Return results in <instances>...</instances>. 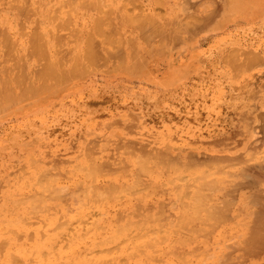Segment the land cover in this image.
<instances>
[{
	"label": "crops",
	"instance_id": "obj_1",
	"mask_svg": "<svg viewBox=\"0 0 264 264\" xmlns=\"http://www.w3.org/2000/svg\"><path fill=\"white\" fill-rule=\"evenodd\" d=\"M97 1L0 0L3 208L9 210L11 201L27 196L14 185L42 174L44 168L71 161L76 153L108 151L106 168L111 161L130 165L133 157L119 154L124 147L138 155L163 152L179 161L193 154L196 162H202L204 154L211 161L245 162L247 153L258 149L260 172L252 175L251 165L245 163L243 171L249 174L242 171L234 183L243 189L237 200L245 201L253 189L258 210L253 223H242L247 225L242 233H248L242 246L258 248V264H264V43L258 50L251 48L252 35L264 40V27L253 32L238 29L231 35L206 31L218 22L224 8L235 3L248 6L249 0ZM237 19L220 21L228 24ZM208 39L232 40L234 46L211 49L207 55L204 41ZM187 40L196 41L197 57L194 63L179 66L183 68L175 83L161 85L139 78L149 73L162 76L167 65L150 58ZM86 48L90 51L84 54ZM229 52H242L249 62H217L215 56ZM252 52L257 63H250ZM204 104L216 105L215 110L203 112ZM251 105L257 110L251 111ZM109 133L115 135L111 144L106 142ZM186 142L193 143V151ZM244 208L241 215L251 216ZM229 209L221 213L228 216L227 222L216 230L205 229V239L203 223L200 237L197 227V248L204 243L218 246L220 233L234 223ZM252 232L258 236L252 239Z\"/></svg>",
	"mask_w": 264,
	"mask_h": 264
},
{
	"label": "rangeland",
	"instance_id": "obj_2",
	"mask_svg": "<svg viewBox=\"0 0 264 264\" xmlns=\"http://www.w3.org/2000/svg\"><path fill=\"white\" fill-rule=\"evenodd\" d=\"M239 18L243 19L245 21V23H243V21L239 20ZM231 19H237V20L232 21V22H230L228 24H226L225 22L222 23L220 21V20L228 21V20H231ZM246 19H249V20H246ZM252 20H254V21H252ZM191 26H193V25H191ZM255 27L256 28L264 27V0H249L248 6H242V4L235 3V5H231L229 8H226V9L224 8V10L221 12V14H220V16L218 18V22L216 24H214L212 27H209L206 31L207 32H211V31L218 32L219 31V32L226 33L225 35H231L232 32H234L235 30H238V29H241V30L242 29H245V30H249L250 29L253 32V28H255ZM257 31L258 30H256L255 32H257ZM262 43H264V40L259 39L258 35H256V34L252 35V39H251V48L252 49L258 50L259 48H261V44ZM233 46L234 45H232V40H226V39H223V40H211V39H208V40L204 41V47L208 48L207 49V55L210 54L211 49H215V51H216V50L221 49V48H225L226 49V48L233 47ZM197 49H198V47L196 45V41L187 40V41H184L183 43H181L180 45H178L175 49H171L166 54H156L155 56L150 58V62L166 64L168 70L164 71L162 76H158V74L157 75H152L151 73H149V74L141 75V76H139V78L142 79V80L155 81L156 83L161 84V85L175 83V80H177L178 76L180 75L179 68H181V69L183 68V67H179V66H184V65H189L191 63H194V59L197 57V53H198ZM183 53H186V55H184ZM223 53H226V52L224 51ZM256 57H257V55H253V52H252V54L250 56V59H251L250 63L251 64L258 62V57L257 58ZM215 58H216V60H218L217 62H221L222 61V62L231 63V64H242L244 62H249L248 61L249 57H244L242 55V52H229L225 56H219V57L215 56ZM244 58H245V61H244ZM208 62H211V61H208ZM196 65H198V64H196ZM215 106L214 105H206V104H204L203 107H202V111L206 112V113L213 112L215 110V108H214ZM220 107H221V105H219V110L221 109ZM250 110L251 111H256L257 109L254 107V105H251V109ZM254 122H257V121H254ZM255 136H257V133H255ZM114 137H115V135H113V133L107 134L106 138H108V140L106 142L109 143V138L111 139V138H114ZM189 138H194V136L190 135ZM255 143H258L257 140H256ZM186 144L188 145L187 146L188 150H191V151L194 150V147H191V146H193V143L186 142ZM119 154L122 155V157H124V158L129 157V156L133 157L132 160L130 161V165L129 166L126 165V162L124 160L121 161L120 163L119 162L115 163L114 161L110 160L112 162V164L108 165L105 168L104 164L106 163V158L108 156V151H99L97 153H79V154L76 153L75 155H73V157L70 158L71 161L62 162L61 164H58L56 166H50V167L44 168L43 172H42V175H39V174H37L36 176L33 175L32 178L27 176L26 177V180H27L26 183H22L20 185L19 184L14 185L17 192L18 191L19 192H25L27 194V196H23L24 198H22V199H16L14 201H11L12 204H11L9 210H8V208H3L2 201H0V251H1L0 264H18L20 259H21L20 262H19L20 264H24V262L27 263V264H35V263L40 264L41 262H42V264L43 263H45V264H48V263L49 264H61L60 261H64L62 264H71L72 262H73L72 264H81V263H83V264H86V263L89 264L90 263L91 264V262H92V264H94V263L95 264H98V263L100 264V262L96 263V260L99 261V259H100V261H104V259L102 260V258H107V257L111 258L110 259V264H115L116 261H119L121 259L124 260V261L127 259L126 262H128L130 260L128 263L122 261L124 264H139V263L140 264H171V263L172 264H175V263L177 264V259H179L178 260L179 264H191V263L192 264H258L259 260L257 259L256 255L258 254V250L259 249L256 248V247H243L242 246L244 244V241L246 240V238H244V236L245 237L248 236L247 232H245V233L243 232L242 233V230H241L242 227L247 228V225L243 226L242 223H244L245 221H247V223L249 221H250V223H253L254 219H255L253 213L258 210L257 208L254 207L255 203H254V198H253V189H252V193L250 195L249 194L246 195L245 201L243 199L237 200L235 198L236 195H238V197L242 198V195L240 193L242 192L243 189H242V185L241 184L234 183L236 181V177H238L239 175H242V171H243L242 168H243V165L245 163L251 165V169H252L251 172L252 173H254V171L255 172L259 171L257 168H259V164H260L259 162L261 160V153H260V151L258 149L255 150V151H251V152L247 153L246 157H248V159H246L245 162H243V160L236 161V159H229L228 158L226 160L225 159H222V160L221 159H216L215 161L218 160L220 162H218V161L215 162L214 161L215 162L214 163V162L211 161L210 157H206L205 154L203 155V160H202L201 163H200V160L197 161V162L195 161V156L193 154H190L186 158V160L184 159L183 161H179L178 158H174V157H172V156H170V155H168L166 153H163V152H154V153L153 152H149V153H144L143 155L142 154L138 155L136 152L132 151L129 147L122 148ZM262 155L264 156V147H263V154ZM138 156H140V157H138ZM163 156H164V158H163ZM135 157H136V161H135ZM139 158H141L143 161L141 160L142 162H140ZM137 159H138L139 163H137ZM144 160L146 162L147 161L148 162L145 163ZM221 161H223V163ZM256 161H257V163H255ZM141 163H142V166H141ZM93 164H94V166L89 167V165H93ZM189 164H190V166H189ZM144 165H146L145 167H147L148 171H146ZM171 165H173V166L171 167ZM232 165H233V167H232ZM254 165L256 166V168H255ZM185 166H186V168H185ZM83 167H84V169H83ZM93 167H97V171ZM125 167H127V168H125ZM240 167H241V169L238 170ZM79 168H80V170H79ZM88 168H91L90 171H92V174H91V172L89 171ZM143 168H144V170H143ZM217 168H220V169L217 170ZM141 169L144 171L143 174H142L143 171L141 172ZM205 170L207 171V173L209 175L208 174H207V176L205 175L206 174ZM88 171L90 173H88ZM201 171H202V173H201ZM93 172H94L95 176H94ZM104 172H106V173H104ZM109 172H111V173L109 174ZM204 172H205V174H204ZM44 173H46V175ZM103 173H104V175L102 177L101 175ZM89 174H91L94 177L90 176ZM119 174H121L120 177H119ZM202 174H203V176L204 175L206 176V177H204L205 180L212 179L214 177L212 180H210V181L208 180L207 181L208 183L211 182L208 186H206L207 184L204 182L205 180L203 181V177H200V175H202ZM86 175H89L90 177H88ZM196 175H197L198 178L199 177L200 178L197 180L198 182L197 181L193 182L192 177H195ZM39 176H42L44 178H40ZM45 176H46V179H45ZM176 176L181 177V179L178 177V179H179L178 180ZM134 177H139V178H136V180H134L135 179ZM92 178H94V179L91 180ZM98 178H99V180H98ZM184 178L186 179V181L189 178L188 179L189 182L188 181L187 182L188 183L192 182L193 184H191V186H189V184L185 181ZM52 179H54V180H52ZM138 180H140V184H141V182L142 183L144 182V183L140 185ZM104 181H106V182H104ZM128 181L129 182L131 181V182L129 183ZM200 181H202V184L204 182L205 183L204 185L206 187H204V185H202V184H199ZM80 182H82V183L80 184ZM92 182H93V184H91ZM100 182H102V183H100ZM133 182L137 183L135 185V187L133 186ZM46 183H47V185H46ZM75 183L78 184V186ZM185 183H187L188 186H189L188 187L189 189H187L186 192H185V190H183L184 188H187V186L186 187L184 186V185H186ZM48 184H50V185H48ZM194 184L197 187L194 186ZM90 185H92L94 188H95V186H98V187H101V188L98 189V187H96V189H94ZM108 185L109 186L111 185L110 188H112V189H109ZM126 185H128V186L130 185L129 187H132V189H130V190L128 189L126 191L124 190L125 193L130 194V191H131V193L134 192L133 194L129 195L131 197V199H130V197H126V196H128V194L124 195V191L122 192V188L126 189ZM42 186H44V187H42ZM47 186L49 187L48 190H49L50 193H48V191H46L47 190ZM51 186H52V188H51ZM85 186L86 187L88 186L89 188H93V189L86 188ZM114 186L116 188L118 187L117 190H116V188ZM121 186H122V188H121ZM145 186L147 187V189L138 190L139 188H142V187H145ZM201 186L203 188H201ZM63 188H65L64 190H66V191L63 192V194H62V191H64V190H62ZM104 188H107L106 190L109 193L111 192L110 196L108 195L109 193H107ZM135 188H136V190H135ZM80 189L81 190L82 189L83 190L86 189V193H87L86 195L87 196L84 195L85 197L83 198V196H82L83 195V190H82V192H80L81 191ZM103 189L105 190V192H103ZM113 189H114V191H116L115 193H113V191H112ZM119 189H121L120 192H118ZM58 190H60V192H58ZM77 190L78 191L80 190L79 191L80 193L76 192ZM87 190H91V192H92V190H94V192H92V194H91V192L90 191L87 192ZM194 190L195 191L198 190L200 193L198 191L194 192ZM55 191H57L58 193H56ZM99 191L102 194V195L100 194L101 196H103V194L106 193V195L109 196L110 200L106 196H103L104 199H102V200L100 199L101 197H99V199L97 198L98 195H97V197H95V195L97 194L96 192H99ZM183 191L185 193H187V191L189 192L188 193L189 195H186L185 198H184V194L185 193ZM182 192L184 194H182ZM73 193H75V194H73ZM81 193H82V195H81ZM194 193H196L195 197H194ZM54 194H56V195H54ZM60 194H62V196H60ZM66 194H67L68 197L66 196ZM70 194L72 195V197L70 196ZM77 194L81 195L82 198H81V196L78 197ZM116 194H118V195H117V197H115V200L111 201V200L114 199L113 196H115ZM39 195H40V198H39ZM48 195L51 196V197H49ZM90 195L93 196V197L91 198ZM181 195H183V197ZM199 195L201 196L200 198L198 197ZM32 196L34 197V199H33ZM52 196H57V197L60 196V199L59 198L57 199V198L52 197ZM119 196L121 197V199H120ZM190 196H192L194 199L192 197H191L192 198L191 199ZM35 197H36V199H35ZM62 197H65L66 199L69 198V199L66 200L65 198H62ZM196 197H198V198H196ZM71 198H73L74 200H72ZM80 198H81V200H80ZM85 198H88V199L85 200ZM75 199H79L81 202H83V204L81 202H80L81 203L80 204L79 200H75ZM92 199H94V200H92ZM198 199L202 200L203 203H202V201H200L201 203H199ZM61 200L64 203L63 205L64 206L66 205L65 207H67V209L69 208L68 210H65L66 208H64V207L62 209L63 205H61L62 204ZM106 200H107V203H106ZM74 201H76V202L74 203ZM179 201L181 203H183V204H181ZM184 201L186 202V206H185V202ZM115 202H116V205H115ZM119 202L120 203L122 202L121 206H120ZM204 202L205 203L207 202V203L205 204ZM72 203H74V204H72ZM189 203H190V205H188ZM135 204H137V207H135ZM192 204H194V206L197 207V208L199 206V209H197V208L195 209V207ZM199 204H201V205L204 204V205H202L204 207H201ZM54 205H57V206H54ZM73 205H74V207L75 206H77V207L74 208ZM89 205H90V208L87 211V207ZM117 205H118V207L116 208ZM243 205L245 206L244 209L246 210L247 214L250 212L251 216L249 214H248L249 216H245V217L241 215L242 211H243V209H242ZM47 206H49V207L47 208ZM52 206H54V207H52ZM44 207H45V209H44ZM192 208H193V210H192ZM227 208H230L229 209L230 213L234 214V217H233L234 223H232V225L230 226L229 231L220 233V235H219L220 242L218 243V246L217 245H213V247H210V246L207 247V246H205V243H204V246H203L202 249L200 247L197 248L196 247V241H195V239H196V227L199 225V237H200V225H201V223H203L204 239H205V229H208L210 231L211 228H214L216 230V227L218 226V224L227 222L228 216L221 214V213L228 212ZM38 209H40V210H38ZM43 209H44L45 212L43 211ZM77 209L80 212L81 217L79 216V212L76 211ZM93 209H94L95 212L93 211ZM104 209H105V211H101V210H104ZM60 210L63 211V212H61ZM74 210L76 211V213L73 212ZM161 210L163 212H161ZM89 211L92 214L91 215L89 213L92 217H95V215L97 216L99 214L98 215L99 217L98 218L96 217L97 218L96 219V224L99 223V224L102 225V227L104 225V227H103L104 231L102 230L103 229L102 227L100 228V226L98 227V229L101 230V232L99 230H96L98 224L96 226L95 222H94L93 226H90L93 223L90 224L89 222H93L92 220H94V218L92 220L89 219L91 221H88V218H90V217L87 218L88 215H86V214ZM97 211H98V213H97ZM159 211L161 212V216H160V212ZM195 211L196 212L198 211L197 214L195 213ZM51 212H53V213H51ZM82 212H84V213L87 212V213H85V215H84ZM116 212L120 213V215H117ZM155 212H157V213L155 214ZM37 213L40 214V215L42 213L43 215L40 216ZM95 213H97V214H95ZM101 213H102V215L104 214L103 217H102ZM111 213H113V214H111ZM93 214H95V215H93ZM148 214H150V215L148 216ZM113 215H115V216H113ZM155 215L157 217L160 216L158 218H160L161 220L158 219V218L156 219ZM197 215L199 217H197ZM51 216H53L54 219L51 218ZM78 216L82 219V221H81L80 218L78 219L79 221H76L77 220L76 218ZM108 216H110V217L113 216L112 218H114V221H113L112 218L107 219ZM116 216L118 218H116ZM31 217H33V219ZM70 217L72 219H70ZM145 217H146V219H145ZM230 217H232V216H229V218ZM143 218H144V220H143ZM148 218H149V221H148ZM154 218H155V221H153ZM179 218H180V220H179ZM45 219H47V220H45ZM63 219H65L64 221H66L65 222L66 226H65V223L63 224V223L60 222V225L59 224L56 225V226H59L60 228L59 227L56 228L55 224H57L59 221L64 222ZM103 219H104V221H103ZM126 219L129 220V221H127ZM22 220H23V222L24 221L25 222L28 221V223H23ZM70 220L72 221V223L70 222ZM83 220L85 221L86 224L88 222V224L86 225ZM136 220L140 221V222L138 221V223H140L139 225L138 224H133ZM177 220H178V223L176 222ZM188 220L190 222H188ZM196 220H198V222ZM111 221H112V223H111ZM180 221L182 222L181 224L183 225V227H181ZM51 222H54V223L52 224ZM79 222L81 223V225L78 224ZM109 222H110L111 226H110ZM125 222L126 223L129 222V223H127L125 225ZM195 222H196V226H195ZM67 223H68V225H67ZM69 223H71V224H69ZM105 223L108 226L105 225ZM135 223H137V221ZM158 223H159V225H158ZM175 223H177V224H175ZM36 224H38V225L40 224V225L37 226ZM112 224H113V226H112ZM118 224L119 225L121 224L122 226L125 225V226H123V228L121 226H119L118 227L119 229L117 228L118 232H116L115 231L116 230L115 229L116 228L115 225H118ZM165 224H166V226H165ZM26 225H27V227L24 228L23 226H26ZM69 225H71V226H69ZM82 225H84L83 226L84 229L82 228ZM141 225H142V227L144 226L143 228L145 229V231L147 233L144 230L141 231V229H142ZM160 225H163V226H160ZM67 226L70 227V229ZM75 226H76V228H75ZM79 226H81L80 229H78ZM86 226H88V227H86ZM184 226H186L187 228L192 227L195 230H192L193 231L192 232L189 229L191 231V232H189L187 229L185 230L186 227L184 228ZM53 227L55 228V230L53 229ZM106 227H109V230ZM111 227H114V228H111ZM120 227L122 229H120ZM126 227H128V228L130 227V228L128 229ZM151 227H152V229H150ZM65 228L69 229L67 231L65 230L66 233L64 232ZM87 228H89V229L87 230ZM124 228L129 230L128 231V236L131 233L130 234L131 238H132V235L134 234V232L136 233L137 228L139 230L137 232L138 236H139V234L141 232L144 233V234L145 233L148 234V236L145 234L144 237L136 238L137 237L136 236L135 238L133 237L132 239H129L130 236L128 237L127 235L126 236L124 235V233L127 234V232H126L127 230L125 231ZM153 228H155V229L156 228L157 229H161V228L162 229H166L167 233L169 232V234H167V236H165L166 235V233H165L166 231H163V233H162L161 230H160L161 233L159 231H156L157 232L156 233V232H154ZM172 228H173V230L175 229L174 232L177 231L176 232L177 234L174 235V232L172 233ZM106 229H107V232L105 231ZM132 229H134L135 231L132 230ZM176 229H178V230H176ZM179 230H181V232H184L186 234L188 233L187 236H185L186 234L183 233L184 234L183 235L181 233V235L184 236V237L181 238L180 237L181 235H179L180 234ZM84 231H86L85 234H84ZM81 232L84 235H80ZM152 232H154V234H151ZM7 233H8V235H7ZM86 233H87V235H89V234L90 235L87 236ZM116 233H119L117 237L114 235ZM170 233H172V234H170ZM41 234H42L43 237L41 236ZM163 234H164L163 238L166 237L165 239L161 238V236H160V235H163ZM189 234H191L192 236L190 235L191 237H189ZM208 234H210V232H208ZM112 235H114V236H112ZM135 235L136 234H134L133 236H135ZM140 235L143 236L142 234H140ZM153 235L155 236V240H154V237H152ZM171 235H173V236H171ZM69 236L70 237L73 236V237L69 238ZM81 236L84 237V238H81ZM91 236H93L95 238H92ZM107 236L109 237V239L106 238V240H104L105 237H107ZM149 236L152 238V240L150 239ZM175 236H177L179 240H176L177 237H175ZM251 236H252V239H253L254 236L255 237L258 236V233H253L252 232ZM45 237L47 238L46 240H45ZM57 237H59V238H57ZM148 237H149V239L152 242L154 241V243H153L154 246L153 247L144 245L145 244L144 242H146L144 240H146V239L148 241L147 243L150 245V243H149L150 240H148ZM158 237H159V239H158ZM174 237H175V242H174ZM88 238H90V240ZM110 238H112V239H110ZM117 238H119V239H117ZM121 238H122V240L123 239L126 240V242L127 241L129 242L130 240L131 241L129 242V244H128V242L126 243L125 241H123L122 244L123 243L124 244L122 245V244H120ZM180 238H181V240L183 239V243L184 244L181 242ZM185 238H187L189 240H186ZM11 239H12L13 242L11 241ZM13 239L17 240L15 242H19V243H15ZM67 239H71L72 241L71 240L68 241ZM77 239L80 240V241H78ZM83 239H85L86 241H84ZM160 239H163V240L161 241ZM171 239H173L172 242L170 241ZM22 240H25V241H22ZM31 240H33V241L29 242ZM100 240H103L102 243H101ZM132 240H134L133 245H132ZM184 240H186V241L184 242ZM21 241L23 243H21ZM46 241H47V243H46ZM54 241H55V243H54ZM57 241H59V242H57ZM62 241H64V242H62ZM65 241H66V244H65ZM70 241L72 243H68ZM96 241L97 242L100 241V243L94 244V243H96ZM155 241H158V242H155ZM178 241L181 242V243H179ZM27 242H28L29 245H27ZM59 243H60V245H59ZM61 243H62V245H61ZM63 243L65 244V247H62V246H64ZM142 243H143L144 246H140V245H142ZM3 244H4V247H3ZM10 244H11V246H10ZM17 244L19 246L21 245V247L17 246ZM30 244H33V245H30ZM73 244L77 245L76 247H77L78 250H76V248L74 247L75 245H73ZM83 244H85V245H83ZM115 244L116 245L119 244V245L116 246ZM127 244L129 246V248H127V246H126ZM100 245H102V246H100ZM112 245H115L116 247L114 246L115 248H113ZM177 245H178V247H177ZM228 245H229V247H228ZM7 246H9L11 248H9ZM39 246H41V247H39ZM53 246H55V247L53 248ZM66 246L69 247V249H66L67 248ZM85 246H87V247H85ZM95 246H96V248H95ZM109 246H111L112 249L110 247V250L109 251L106 250V252H105L104 248L107 249V247H109ZM155 246H157V247H155ZM159 246H160V248H159ZM59 247L65 253L63 251H61V249ZM83 247L86 248V249H83L84 253H83V251H81ZM135 247H136V250H135ZM143 247H144V249H143ZM174 247H176V249ZM191 247H193V248H191ZM7 248H9V252L7 251ZM26 248H29V249L26 250ZM42 248H43V250H42ZM74 248H75V250L72 252L71 250L74 249ZM97 248H98V252H96ZM121 248H122L123 251L121 250ZM124 248H126L127 251H124V250H126ZM137 248H142L144 253L142 251L140 252L139 250H137ZM170 248H172L171 250H174V249L175 250L172 251V252H168L167 254L165 253V257H164V255H163L164 253L163 252H166L168 250L171 251ZM183 248H186V249H184V252H182ZM190 248H191V250L193 249V252L197 251V254H195L196 252L193 253L196 256L192 254V251L189 250ZM195 248H197L198 250L195 249ZM24 249H25V251H24ZM33 249H34V251H32ZM65 249L69 251V254H68V251H66ZM100 249L103 250V251L100 252ZM158 249H160V250H158ZM161 249H162V253H161ZM20 250H21V253H18ZM94 250H96V251H94ZM114 250L117 251L118 253L115 254L116 252H114ZM152 250H157V251H155L156 253H151L152 254L151 255L150 252H152ZM5 251L8 252V253H6ZM133 251H136L134 253H137V254L140 253V254H138L136 256V254L134 255V253H131ZM178 251L180 253V254L178 253L179 258H173L174 255L175 256L177 255L176 252H178ZM10 252H12V254L15 255V257H18L19 260L14 257V260L17 259V261H15V262L10 261ZM35 252H37V254H35ZM48 252H49V254H47ZM174 252L176 254L173 255ZM55 253H57V254H55ZM81 253L84 254V255L81 256ZM88 253H93V255H91V254L88 255ZM113 253L116 256L113 255ZM128 253H131V256H129ZM147 253H149V254H147ZM54 254H55V256H53ZM64 254L65 255L67 254L66 255L67 258H65L66 256ZM73 254H75V255H73ZM96 254H98L99 257H98V255L95 257ZM101 254L104 257H102ZM104 254H106V256ZM141 254H142V257H140ZM143 254L149 255V257H151V258H147V256L143 255ZM153 254H154V256L157 255V256H155V258H161L162 261L160 259H159V261L157 259L154 261V259H152V258H154ZM47 255H49L51 258L49 256H47ZM70 255H71V257H70ZM77 255H79V256H77ZM183 255H185L186 260H188V261L185 260L187 263L186 262H182L183 260L180 261L181 260L180 256L183 258ZM27 256L29 258L31 257V259H29ZM122 257H124V258H122ZM171 257H172V259L170 260ZM253 257H256V258H253ZM77 258H78V260H77ZM87 258H89V259H87ZM114 258L116 259L115 263L112 262L113 261L112 259H114ZM189 258H190V261H189ZM11 259L13 260L12 257H11ZM56 259H57V261H55ZM82 259H83V262H81ZM84 259L85 260L87 259L88 261L86 260V262L84 263V261H85ZM2 260H3V262H2ZM51 260L53 262H51ZM108 260H107V262H108ZM131 260H133V261L131 262ZM168 260H170V261H168ZM21 261H22V263H21ZM67 261L68 262L72 261V262L68 263ZM174 261H175V263H174ZM122 262H117L116 264H118V263L121 264ZM162 262H164V263H162Z\"/></svg>",
	"mask_w": 264,
	"mask_h": 264
},
{
	"label": "bare ground",
	"instance_id": "obj_3",
	"mask_svg": "<svg viewBox=\"0 0 264 264\" xmlns=\"http://www.w3.org/2000/svg\"><path fill=\"white\" fill-rule=\"evenodd\" d=\"M65 1H66V0H65ZM98 1H99V0H98ZM98 1H97V2H98ZM100 1H101V0H100ZM100 1H99V2H100ZM83 2H84V0H83ZM83 2H81V4H82ZM262 3H263V2H262ZM69 4H70V3H69ZM101 4H102V2H101ZM83 5H84V4H83ZM85 5H86V4H85ZM104 5H105V4H104ZM83 7H84V6H83ZM109 7H110V6H109ZM258 7H259V6H258ZM98 8H99V4H98ZM111 9H112V8H111ZM111 9H109V10H111ZM73 11H74V10H73ZM262 11H263V10H262ZM49 12H50V11H49ZM66 12H67V10H66ZM110 12H111V11H110ZM258 12H259V11H258ZM99 13H100V12H99ZM257 14H258V13H257ZM53 15H54V14H53ZM67 15H68V14H67ZM258 15H259V14H258ZM189 16H190V15H189ZM185 17H186V16H185ZM257 17H258V16H257ZM260 17H261V16H260ZM68 18H69V17H68ZM96 18H97V17H96ZM66 19H67V18H66ZM97 19H99V18H97ZM250 19H251V18H250ZM254 19H255V18H254ZM34 20H35V19H34ZM246 20H249V19H246ZM36 21H37V20H36ZM67 21H68V20H67ZM182 21H184V20H182ZM252 21H254V20H252ZM260 21H261V20H260ZM57 22H58V21H57ZM249 22H250V21H249ZM62 23L64 24V22H62ZM99 23H100V22H99ZM184 23H185V22H184ZM251 23H252V22H251ZM66 24H68V23L66 22ZM186 24H187V23H186ZM189 24H190V22H189ZM98 25H99V24H98ZM101 25H102V24H101ZM190 25H191V24H190ZM65 26H67V25H65ZM99 26H100V25H99ZM177 28H178V27H177ZM71 29H72V28H71ZM100 29H101V27H100ZM76 31H77V30H76ZM76 31H75V34H76ZM96 31H97V30H96ZM99 32H100V30H99ZM97 33H98V31H97ZM73 34H74V33H73ZM75 34H74V35H75ZM88 34H89V33H88ZM30 35H31V34H30ZM90 35H91V33H90ZM55 36H56V34H55ZM36 37H37V36H35V40H36ZM74 37H75V36H74ZM33 38H34V37H33ZM86 38H87V37H86ZM90 38L92 39V37H90ZM90 38H89V39H90ZM91 39H90V40H91ZM94 39H95V37H94ZM92 40H93V39H92ZM92 40H91V42L88 40L89 43H90V46H91V44H92ZM85 41H86V39H85ZM97 41H98V40H97ZM40 43H41V42H40ZM34 44H35V43H34ZM37 44H38V43H37ZM96 44H97V43H96ZM40 45H41V44H40ZM40 45H39V46H40ZM37 46H38V45H37ZM33 47H35V46H33ZM91 47H92V46H91ZM91 47H90V48H91ZM38 48H39V47H38ZM88 48H89V47H88ZM90 48H89V49H90ZM92 48H93V47H92ZM92 48H91V49H92ZM40 49H42V48H40ZM40 49H39V50H40ZM43 49H44V48H43ZM89 49L86 48V51H84V54H85L86 52H88L87 50H89ZM31 50H32V49H31ZM34 51H35V50H34ZM41 51H42V50H41ZM89 51H90V50H89ZM92 51L94 52V50H92ZM92 51H91V52H92ZM36 53H37V52H36ZM90 54H92V53H90ZM114 54H115V53H114ZM41 55H42V54H41ZM83 56H84V55H83ZM94 56H95V55H94ZM42 57H44V56L42 55ZM86 57H88V59H90V60H91L92 58L94 59L93 56H92V58H89V56H87V54H86ZM86 57H84V59H85ZM100 57H101V56H100ZM86 59H87V58H86ZM93 59H92V60H93ZM73 61H74V60H73ZM87 61H88V60H87ZM89 62H91V61H89ZM89 62H88V63H89ZM74 63H75V61L73 62V64H74ZM92 63L94 64V62H92ZM92 63H91V64H92ZM58 64H59V63H58ZM73 64H72V65H73ZM75 64H76V63H75ZM75 64L73 65L74 67H76ZM59 65H62V64L60 63ZM44 66H45V65H44ZM82 66H83V65H82ZM41 69H43V68H40V72H41ZM44 69H45V68H44ZM52 69H53V68H52ZM61 69H62V68H61ZM73 69H74V68H73ZM73 69H72V70H73ZM48 70H50V69H48ZM74 70H75V69H74ZM51 72H52V71H51ZM52 74H54V73H52ZM52 74H51V75H52ZM260 139H261V138H260ZM261 142H262V141H261ZM109 143H111V142H110V138H109ZM256 144H257V143H256ZM260 145H261V144H260ZM165 152H166V151H165ZM251 155H252V154H251ZM141 156H142V155H141ZM253 156H254V155H253ZM138 157H140V156H138ZM158 157H159V156H158ZM160 157H161V156H160ZM251 157H252V156H251ZM251 157H250V158H251ZM163 158H164V156H163ZM139 159H140V162L143 161L141 158H139ZM144 159H145V158H144ZM247 159H248V157H247ZM251 159H252V158H251ZM141 160H142V161H141ZM163 160H164V159H163ZM170 160H171V159H170ZM204 160H205V159H204ZM208 160H209V159H208ZM221 160H222V159H221ZM225 160H226V159H225ZM135 161H136V157H135ZM144 161H145V160H144ZM160 161H161V160H160ZM176 161H177V160H176ZM217 161H218V160H217ZM217 161H215V162H217ZM245 161H246V159H245ZM258 161H259V160H258ZM260 161H261V160H260ZM147 162H148V161H147ZM147 162L145 161V163H147ZM170 162H171V161H170ZM177 162H178V161H177ZM212 162H214V161H212ZM215 162H214V163H215ZM218 162H220V161H218ZM221 162L223 163V161H221ZM229 162H230V161H229ZM232 162H233V161H232ZM137 163H139V162H138V159H137ZM187 163H188V162H187ZM187 163H186V164H187ZM194 163H195V162H194ZM200 163H201V162H200ZM255 163H257V161H256ZM90 164H91V163H90ZM175 164H176V163H175ZM230 164H231V163H230ZM233 164H234V163H233ZM258 164H259V163H258ZM258 164H257V165H258ZM137 165H138V164H137ZM205 165H206V164H205ZM208 165H209V164H208ZM221 165H222V164H221ZM223 165H224V164H223ZM228 165H229V164H228ZM259 165H260V164H259ZM92 166H94V164H93V165H89V167H92ZM141 166H142V163H141ZM145 166H146V165H144V167H145ZM172 166H173V165H171V167H172ZM189 166H190V164H189ZM217 166H218V165H217ZM254 166H255V165H254ZM192 167H193V166H192ZM219 167H220V166H219ZM229 167H230V166H229ZM232 167H233V165H232ZM93 168L97 171V167H93ZM125 168H127V167H125ZM139 168H140V167H139ZM148 168H149V167H148ZM185 168H186V166H185ZM255 168H256V166H255ZM83 169H84V167H83ZM88 169H89V171L91 170V168H88ZM137 169H138V168H137ZM145 169H146V171H148V170H147V167H145ZM218 169H220V168H217V170H218ZM240 169H241V167H240L238 170H240ZM242 169H243V168H242ZM257 169L259 170V168H257ZM79 170H80V168H79ZM139 170H140V169H139ZM143 170H144V168H143ZM143 170L141 169V172H142ZM244 170H245V169H244ZM251 170H252V169H251ZM83 171H84V170H83ZM89 171H88V173L91 172V174H92V171H90V172H89ZM219 171H220V170H219ZM223 171H224V170H223ZM85 172H86V171H85ZM125 172H126V171H125ZM151 172H152V171H151ZM205 172H206V174H205ZM205 172H204V174L207 176L208 173H207L206 170H205ZM214 172H215V171H214ZM243 172H244V174L248 173V172L245 173V171H243ZM259 172H260V171H259ZM95 173H96V172H95ZM104 173H106V172H104ZM104 173L101 175L102 177H103ZM110 173H111V172H109V174H110ZM143 173H144V171L142 172V174H143ZM146 173H147V172H146ZM201 173H202V171H201ZM211 173H212V172H211ZM211 173H210V174H211ZM217 173H218V172H217ZM44 174L46 175V173H44ZM44 174H43V175H44ZM86 174H87V173H86ZM91 174H89V175L92 176ZM93 174H94V172H93ZM115 174H116V173H115ZM125 174H126V173H125ZM248 174H249V173H248ZM252 174L254 175V173H252ZM39 175H42V174H39ZM51 175H52V174H51ZM89 175H86V176L90 177ZM99 175H100V174H99ZM116 175H117V174H116ZM120 175H121V174H119V177H120ZM126 175H127V174H126ZM145 175H146V174H145ZM205 175H204V176H203V174L200 175V177H203V181L205 180V178H204V177H206ZM208 175H209V174H208ZM94 176H95V174H94ZM94 176H92V177H94ZM111 176H112V175H111ZM135 176H136V175H135ZM184 176H185V175H184ZM247 176H248V175H247ZM53 177H54V176H53ZM56 177H57V176H56ZM102 177H101V178H102ZM119 177H118V178H119ZM121 177H122V176H121ZM124 177H125V176H124ZM129 177H130V176H129ZM158 177H159V176H158ZM176 177H177V179H178L179 176H176ZM200 177H199V178H200ZM258 177H259V176H258ZM40 178H44V177L40 176ZM47 178H48V177H47ZM57 178H58V177H57ZM122 178H123V177H122ZM122 178H121V179H122ZM134 178H135L134 180H136V178H139V177H134ZM140 178H141V177H140ZM179 178L181 179V177H179ZM182 178H183V177H182ZM195 178H196V179H195ZM199 178L197 177V175H196L195 177H192L193 182H194V181L196 182ZM211 178H212V177H211ZM213 178H214V177H213ZM213 178H212V179H213ZM259 178H261V177H259ZM45 179H46V176H45ZM48 179H49V178H48ZM55 179H56V178H55ZM85 179H86V178H85ZM93 179H94V178H92L91 180H93ZM107 179H108V178H107ZM121 179H120V180H121ZM172 179H173V178H172ZM184 179H185V178H184ZM188 179H189V178H188ZM188 179H187V181H188ZM212 179H207V180L204 181V182L207 184L206 186H208V185L211 183V182L208 183L207 181H208V180L210 181V180H212ZM41 180H42V179H41ZM52 180H54V179H52ZM88 180H89V179H88ZM98 180H99V178H98ZM100 180H101V179H100ZM134 180H133V181H134ZM140 180H141V179H140ZM140 180H138L139 184H140ZM143 180H144V179H143ZM158 180H159V179H158ZM178 180H179V179H178ZM59 181H60V180H59ZM141 181H142V180H141ZM185 181H186V179H185ZM187 181H186V182H187ZM37 182H38V181H37ZM40 182H41V181H40ZM82 182H83V181H82ZM82 182H80V184H81ZM84 182H85V181H84ZM93 182H94V181H93ZM93 182H92L91 184H93ZM104 182H106V181H104ZM125 182H126V181H125ZM128 182H129V181H128ZM130 182H131V181H130ZM130 182H129V183H130ZM188 182H189V181H188ZM188 182H187V183H188ZM197 182H198V181H197ZM200 182H201V183H200ZM200 182H199V184H202V181H200ZM204 182H203L202 185L205 184ZM212 182H213V181H212ZM38 183H39V182H38ZM53 183H54V182H53ZM89 183H90V182H89ZM100 183H102V182H100ZM143 183H144V182H143ZM143 183L141 182V184H143ZM187 183H185L186 185H184L185 187L187 186V188H184V189H183V190H185V192H186L187 189H189L188 187L191 186V184H193L192 182H191V183H188V184H189V186H188ZM75 184H76V183H75ZM136 184H137V183H134V182H133V186H134V187H135ZM141 184H140V185H141ZM147 184H148V183H147ZM46 185H47V183H46ZM48 185H50V184H48ZM76 185L78 186V184H76ZM94 185H95V184H94ZM111 185H112V184H111ZM111 185H110V186H111ZM113 185H114V184H113ZM44 186H45V185H44ZM44 186H42V187H44ZM90 186H92V185H90ZM108 186H109V185H108ZM110 186H109V189H112V188H110ZM129 186H130V185H129ZM129 186L126 185V189H123L122 186H121V188H122V192H123L124 190L126 191V190H128V189H129V190L132 189V187H129ZM131 186H132V185H131ZM137 186H138V185H137ZM194 186H196V185L194 184ZM206 186L204 185V187H206ZM55 187H56V186H55ZM63 187H64V186H63ZM85 187H86V186H85ZM85 187H84V188H85ZM92 187H93V186H92ZM96 187H98V186H95V188H94V187H93V188L96 189ZM114 187H115V186H114ZM114 187H113V188H114ZM128 187H129V188H128ZM196 187H197V186H196ZM48 188H49V187L47 186V190H46L45 188H44V189H45L46 191H48V193H50L49 190H48ZM51 188H52V186H51ZM65 188H66V187H65ZM65 188H63L62 190H64ZM86 188H89V187L87 186ZM93 188H89V189H93ZM100 188H101V187H98V189H100ZM115 188H116V187H115ZM117 188H118V187H117ZM117 188H116V190H117ZM124 188H125V187H124ZM178 188H179V187H178ZM180 188H181V187H180ZM201 188H203V187L201 186ZM44 189H43V190H44ZM66 189H67V188H66ZM77 189H78V188H77ZM104 189L106 190L107 188H104ZM104 189H103V192H105ZM140 189H147V187L145 186V187L139 188L138 190H140ZM175 189H176V188H175ZM205 189H206V188H205ZM52 190H53V189H52ZM52 190H51V191H52ZM60 190H61V189H60ZM60 190H58V192H60ZM80 190H81V189H80ZM80 190H79V191H80ZM82 190H83V189H82ZM82 190H81L80 192H82ZM84 190H85V191H84ZM84 190H83V195H82V193H81V195L83 196V198L85 197L84 195L87 194V193H86V189H84ZM120 190H121V189H119L118 192H120ZM135 190H136V188H135ZM138 190H137V191H138ZM65 191H66V190L62 191V194H63V192H65ZM74 191H75V190H74ZM79 191L77 190L76 192H79ZM88 191L91 192V190H87V192H88ZM97 191H98V190H97ZM110 191H111V190H110ZM112 191H113V193L116 192V191H114V189H113ZM125 191H124V195L128 194V193H125ZM179 191H180V190H179ZM196 191H198V190H196ZM196 191L194 190V192H196ZM207 191H208V190H207ZM40 192H41V191H40ZM52 192H53V191H52ZM55 192L58 193L57 191H55ZM55 192H54V193H55ZM80 192H79V193H80ZM84 192H85V193H84ZM92 192H94V190H92ZM92 192H91V194H92ZM103 192H102V193H103ZM106 192L109 193L107 190H106ZM174 192H175V191H174ZM183 192H184V191H183ZM183 192H182V194L185 193V192H184V193H183ZM198 192H199V191H198ZM208 192H209V191H208ZM66 193H67V192H66ZM70 193H71V192H70ZM96 193H97V194L95 195V197H97V195H98L97 198L99 199V197H101V198H100L101 200L104 199L103 196H106V197L109 198V196L111 195V194H110L111 192L108 194L109 196L106 195V193L103 194V196H101L102 194L100 193V191H99V192H96ZM98 193H99V194H98ZM133 193H134V192H133ZM133 193H131V191H130V194H133ZM177 193H178V192H177ZM188 193H189V192L187 191V193L184 194V198H185L186 195H189ZM199 193H200V192H199ZM206 193H207V192H206ZM62 194H60V196H62ZM73 194H75V193H73ZM93 194H94V193H93ZM100 194H101V195H100ZM130 194H128V196H126V197H130V196H129ZM178 194H179V193H178ZM195 194H196V193H194V197H195ZM54 195H56V194H54ZM64 195H65V194H64ZM64 195H63V196H64ZM77 195H78V197L81 196V195H79V194H77ZM113 195H114V194H113ZM117 195H118V194H116L115 196H113L114 199L111 200V201H114V200H115V197H117ZM208 195H209V194H208ZM208 195H207V196H208ZM46 196H47V195H46ZM48 196H49V195H48ZM60 196H59V197H57V196H52V197H55V198H57V199H58V198L60 199ZM66 196H67V194H66ZM66 196H65V197H66ZM70 196L72 197L71 194H70ZM70 196H69V197H70ZM74 196H75V195H74ZM82 196H81V198H82ZM86 196H87V195H86ZM181 196L183 197V195H181ZM192 196H193V195H192ZM192 196H190V198H191ZM29 197H30V196H29ZM32 197H33V196H32ZM49 197H51V196H49ZM65 197H62V198H65ZM67 197H68V196H67ZM67 197H66V198H67ZM90 197L92 198L93 196L90 195ZM119 197H120V196H119ZM187 197H188V196H187ZM198 197L200 198L201 196L199 195ZM198 197H196V198H198ZM203 197H204V196H203ZM30 198H31V197H30ZM39 198H40V195H39ZM66 198H65V199H66ZM73 198H74V197H73ZM73 198H71V199L74 200ZM81 198H80V200H81ZM97 198H96V199H97ZM124 198H125V197H124ZM124 198H123V199H124ZM180 198H181V197H180ZM192 198H193V197H192ZM192 198H191V199H192ZM33 199H34V197H33ZM35 199H36V197H35ZM50 199H51V198H50ZM65 199H64V200H65ZM68 199H69V198H68ZM68 199H66V200H68ZM87 199H88V198H85V200H87ZM98 199H97V200H98ZM120 199H121V197H120ZM128 199H129V198H128ZM130 199H131V197H130ZM133 199H134V198H133ZM143 199H144V198H143ZM193 199H194V198H193ZM75 200H79V199H75ZM80 200H79V203L81 202ZM92 200H94V199H92ZM109 200H110V198H109ZM198 200H199V199H198ZM119 201H120V200H119ZM131 201H132V200H131ZM143 201H144V200H143ZM194 201H195V200H194ZM200 201H202V200H199V203H201ZM61 202H62V200H61ZM65 202H66V201H65ZM75 202H76V201H74V203H75ZM77 202H78V201H77ZM85 202H86V201H85ZM109 202H110V201H109ZM116 202H117V201H116ZM116 202H115V205H116ZM179 202H180V201H179ZM184 202H185V201H184ZM196 202H197V201H196ZM74 203H72V204H74ZM81 203L83 204V202H81ZM81 203H80V204H81ZM106 203H107V200H106ZM110 203H111V202H110ZM121 203H122V202H121ZM121 203L119 202L120 206H121ZM180 203H181V202H180ZM190 203H191V202H190ZM190 203H189L188 205H190ZM202 203H203V201H202ZM204 203H205V202H204ZM206 203H207V202H206ZM206 203H205V204H206ZM57 204H58V203H57ZM63 204H64V203L62 202L61 205H63ZM66 204H67V203H66ZM68 204H69V203H68ZM113 204H114V203H113ZM123 204H124V203H123ZM123 204H122V205H123ZM127 204H128V203H127ZM181 204H183V203H181ZM196 204H197V203H196ZM39 205H40V204H39ZM110 205H111V204H110ZM130 205H131V204H130ZM130 205H129V206H130ZM188 205H187V206H188ZM192 205L194 206V204H192ZM197 205H198V204H197ZM199 205H200L201 207H204V206H202V205H204V204H202V205L199 204ZM35 206H36V205H35ZM35 206H34V207H35ZM54 206H57V205H54ZM54 206H52V207H54ZM65 206H66V205H65ZM65 206L63 205V206H62V209H63V207H64V208H66L65 210H68L69 208L67 209V207H65ZM99 206H100V205H99ZM185 206H186V202H185ZM193 206H192V207H193ZM36 207H37V206H36ZM38 207H39V206H38ZM48 207H49V206H47V208H48ZM60 207H61V206H60ZM73 207H74V205H73ZM75 207H77V206H75ZM75 207H74V208H75ZM91 207H92V206H91ZM104 207H105V206H104ZM107 207H108V206H107ZM117 207H118V205L116 206V208H117ZM135 207H137V204H135ZM194 207H195V206H194ZM194 207H193V208H194ZM81 208H82V207H81ZM84 208H85V207H84ZM89 208H90V205L87 207V211H88ZM120 208H121V207H120ZM123 208H124V207H123ZM193 208H192V210H193ZM196 208H197V207H195V209H196ZM44 209H45V207H44ZM44 209H43V211H44ZM58 209H59V208H58ZM62 209H61V210H62ZM71 209H72V208H71ZM78 209H79V208H78ZM78 209L76 210L77 212H79ZM82 209H83V208H82ZM85 209H86V208H85ZM99 209H100V208H99ZM127 209H128V208H127ZM145 209H146V208H145ZM147 209H148V208H147ZM189 209H190V208H189ZM197 209H199V206H198ZM38 210H40V209H38ZM56 210H57V209H56ZM61 210H60V211H61ZM83 210H84V209H83ZM135 210H136V209H135ZM158 210H159V209H158ZM162 210H163V209H162ZM162 210H161V212H163ZM187 210H188V209H187ZM41 211H42V210H41ZM47 211H48V210H47ZM69 211H70V210H69ZM71 211H72V210H71ZM76 211L74 210L73 212L76 213ZM93 211H94V209H93ZM101 211H105V209H104V210H101ZM106 211H107V210H106ZM110 211H111V210H110ZM114 211H115V210H114ZM128 211H129V210H128ZM36 212H37V211H36ZM44 212H45V211H44ZM61 212H63V211H61ZM91 212H92V211H91ZM94 212H95V211H94ZM131 212H132V211H131ZM159 212H160V211H159ZM161 212H160V216H161ZM197 212H198V211H197ZM197 212L195 211L196 214H197ZM26 213H27V212H26ZM42 213H43V212H42ZM42 213H41V215H43ZM51 213H53V212H51ZM71 213H72V212H71ZM75 213H74V214H75ZM82 213L85 215V213H87V212H85V213L82 212ZM89 213H90V211L86 214V215H88L87 218L90 217V218H88V221H91V220L94 218V220H92L93 222H89L90 224H92V223H93V224H92V225L89 224V225H90V226H93V225H94V222H95V224H96V219L99 217V216H98L99 214H98L97 216L95 215V214L98 213V211H97V213L93 214V215H95V217H92V216H91L92 214L90 213V214H91V215H90ZM116 213H117V212H116ZM129 213H130V212H129ZM132 213H133V212H132ZM156 213H157V212H155V214H156ZM193 213H194V212H193ZM195 213H194V214H195ZM199 213H200V212H199ZM27 214H28V213H27ZM37 214H38V213H37ZM69 214H70V213H69ZM74 214H73V215H74ZM106 214H107V213H106ZM111 214H113V213H111ZM38 215H40V214H38ZM38 215H37V216H38ZM41 215H40V216H41ZM52 215H53V214H52ZM70 215H71V214H70ZM89 215H90V216H89ZM101 215H102V213H101ZM103 215H104V214H103ZM103 215H102V217H103ZM117 215H120V213H117ZM142 215H143V214H142ZM149 215H150V214H148V216H149ZM169 215H170V214H169ZM44 216H45V215H44ZM53 216H54V215H53ZM53 216H51V218L54 219L55 216H54V217H53ZM67 216H68V215H67ZM79 216L81 217L80 212H79ZM79 216L76 218V219H77L76 221H79V220H78V219L80 218ZM82 216H83V215H82ZM113 216H115V215H113ZM113 216H112V217H113ZM155 216H156V215H155ZM160 216H158V217H160ZM35 217H36V216H35ZM85 217H86V216H85ZM91 217H92V218H91ZM96 217H97V218H96ZM104 217H105V216H104ZM112 217L108 216L107 219H110V218H112ZM146 217H147V216H146ZM146 217H145V219H146ZM158 217L156 216V219H157ZM197 217H199V216L197 215ZM31 218L33 219V217H31ZM63 218H64V217H63ZM116 218H118V217L116 216ZM58 219H59V218H58ZM66 219H67V218H66ZM70 219H72V218L70 217ZM80 219H81V218H80ZM89 219H91V220H89ZM112 219H113V221H114V218H112ZM133 219H134V218H133ZM158 219H160V218H158ZM183 219H184V218H183ZM183 219H182V220H183ZM197 219H198V218H197ZM45 220H47V219H45ZM64 220H65V219H63V221H64ZM67 220H68V219H67ZM74 220H75V219H74ZM99 220H100V219H99ZM115 220H116V219H115ZM126 220H127V219H126ZM143 220H144V218H143ZM143 220H142V221H143ZM150 220H151V219H150ZM160 220H161V219H160ZM179 220H180V218H179ZM182 220H181V221H182ZM57 221H58V220H57ZM81 221H82V219H81ZM81 221H80V222H81ZM83 221H84V220H83ZM103 221H104V219H103ZM109 221H110V220H109ZM116 221H117V220H116ZM127 221H129V220H127ZM136 221H137V223H135ZM136 221H135V222L133 221V222H134L133 224H138V225H139V224H140V223H138L139 220H136ZM148 221H149V218H148ZM151 221H152V220H151ZM153 221H155V218L153 219ZM158 221H159V220H158ZM181 221H180V225H181V227H183V225L181 224V223H182ZM191 221H192V220H191ZM196 221L198 222V220H196ZM22 222H23V220H22ZM30 222H31V221H30ZM49 222H50V221H49ZM60 222L64 224L66 221H64V222L59 221L57 224H55V227H56V228L59 227V226H56V225H58V224L60 225ZM70 222L72 223L71 220H70ZM74 222H75V221H74ZM80 222H79L78 224L81 225ZM99 222H100V221H99ZM139 222H140V221H139ZM176 222L178 223V220H177ZM188 222H190V221L188 220ZM200 222H201V221H200ZM23 223H28V221H27V222L24 221ZM33 223H34V222H33ZM51 223L53 224L54 222H51ZM71 223H69V224H71ZM76 223H77V222H76ZM84 223H85V221H84ZM107 223H108V222H107ZM111 223H112V221H111ZM123 223H124V222H123ZM127 223H129V222H127ZM127 223L125 222V225H126ZM130 223H131V222H130ZM144 223H145V222H144ZM177 223H175V224H177ZM40 224H41V223H40ZM40 224H39V225H40ZM63 224H62V225H63ZM78 224H77V225H78ZM85 224H86V223H85ZM87 224H88V222H87ZM87 224H86V225H87ZM97 224H98V226H97ZM97 224H96V226H97L96 230H99L98 227L100 226V228H101L102 225L99 224V223H97ZM109 224H110V222H109ZM141 224H142V223H141ZM199 224H200V223H199ZM36 225L39 226L38 224H36ZM50 225H51V224H50ZM50 225H49V226H50ZM67 225H68V223H67ZM89 225H88V226H89ZM105 225H107V224L105 223ZM125 225H123V226H125ZM149 225H150V224H149ZM158 225H159V223H158ZM65 226H66V223H65ZM69 226H71V225H69ZM83 226H84V225H82V228H83ZM88 226H86V227H88ZM90 226H89V227H90ZM107 226H108V225H107ZM110 226H111V224H110ZM112 226H113V224H112ZM115 226H116V228H115V229H116V230H115L116 232H118V231H117V228H118L119 226H121V227L123 228V226H122L121 224H120V225L118 224V225H115ZM132 226H133V225H132ZM135 226H136V225H135ZM160 226H163V225H160ZM165 226H166V224H165ZM195 226H196V222H195ZM23 227L26 228L27 225H26V226H23ZM28 227H29V226H28ZM30 227H31V226H30ZM61 227H62V226H61ZM67 227H68V226H67ZM80 227H81V226H79L78 229H80ZM103 227H104V225H103ZM103 227H102V228H103ZM121 227H120V229H122ZM136 227H137V226H136ZM141 227H142V225H141ZM143 227H144V226H143ZM143 227H142V229L140 228L141 231H142V230L145 231V229H144ZM149 227H150V226H149ZM185 227H186V226H184V228H185ZM197 227H199V226H197ZM197 227H196V229H197ZM59 228H60V227H59ZM68 228L70 229V227H68ZM68 228H67V229H66V228L64 229V232H65V233H66L67 230H69ZM75 228H76V226H75ZM106 228L109 230V227H106ZM111 228H114V227H111ZM126 228H128V227H126ZM129 228H130V227H129ZM129 228H128V229H129ZM166 228H167V227H166ZM16 229H17V228H16ZM18 229H19V228H18ZM53 229L55 230L54 227H53ZM83 229H84V228H83ZM88 229H89V228H87V230H88ZM93 229H94V228H93ZM107 229L105 230L106 232H107ZM118 229H119V228H118ZM124 229H125V228H124ZM128 229H125V231L127 230V231H126L127 234L124 233L125 236H126V235L128 236V231H129ZM148 229H149V228H148ZM150 229H152V227H151ZM186 229H187L189 232H191L192 230H195V229L192 228V227H190V228H187V227H186L185 230H186ZM189 229H190L191 231H190ZM21 230H22V229H21ZM23 230H24V229H23ZM65 230H66V231H65ZM87 230H86V231H87ZM102 230L104 231V228H103ZM113 230H114V229H113ZM132 230H134V229H132ZM146 230H147V229H146ZM153 230H154V232H156V231H159V232H160V230H161L162 233H163V231H166V229H162V228H161V229H157V228L155 229V228H153ZM176 230H178V229H176ZM86 231H84V234H85ZM99 231L101 232V230H99ZM99 231H98V232H99ZM134 231H135V230H134ZM134 231H133V232H134ZM138 231H139V230H138V228H137L136 233L134 232V234H136V235L133 236V235H134V234H133V235H132V238H133V237L135 238L136 236H137L136 238H138V237H144L145 234L147 233V232L145 231L146 233L144 234V233H142V232L140 231V232H141L140 234H142L143 236H141L140 234H139V236H138V234H137ZM144 231H143V232H144ZM148 231H149V230H148ZM174 231H175V229L173 230V228H172V233H173ZM179 231H180V234H179V235H181V233H182V234L184 233V232H181V230H179ZM55 232H56V231H55ZM91 232H92V231H91ZM94 232H95V231H94ZM110 232H111V231H110ZM120 232H121V231H120ZM122 232H123V231H122ZM131 232H132V231H131ZM150 232H151V231H150ZM154 232H152L151 234H154ZM161 232H160V233H161ZM176 232H177V231H176ZM176 232H174V235L177 234ZM192 232H193V231H192ZM11 233H12V232H11ZM156 233H157V232H156ZM165 233H166L165 236H167V234H169V232L167 233V231H166ZM172 233H170V234H172ZM13 234H14V233H13ZM35 234H36V233H35ZM58 234H59V233H58ZM73 234H74V233H73ZM84 234H82V232L80 233V235H84ZM100 234H101V233H100ZM112 234H113V233H112ZM116 234H117V235H116ZM116 234H114V235L117 237L119 233H116ZM121 234H122V233H121ZM121 234H120V235H121ZM130 234H131V233H130ZM130 234H129V236H130L129 239H132ZM184 234H186V233H184ZM184 234H183V235H184ZM187 234H188V233H187ZM187 234H186L185 236H187ZM191 234H192V233H191ZM191 234H189V237L192 236ZM7 235H8V233H7ZM52 235H53V234H52ZM56 235H57V234H56ZM77 235H78V234H77ZM77 235H76V236H77ZM86 235H87V233H86ZM89 235H90V234H89ZM89 235H87V236H89ZM101 235H102V234H101ZM101 235H100V236H101ZM107 235H108V234H107ZM114 235H112V236H114ZM120 235H119V236H120ZM124 235H123V236H124ZM146 235L148 236V234H146ZM156 235H157V234H156ZM183 235H181L180 237H181V238L184 237ZM190 235H191V236H190ZM196 235H198V233H197ZM36 236H37V235H36ZM41 236H42V234H41ZM74 236H75V235H74ZM129 236H128V237H129ZM157 236H158V235H157ZM160 236H161V238H163L164 234H163V235H160ZM169 236H170V235H169ZM169 236H168V237H169ZM171 236H173V235H171ZM194 236H195V235H194ZM194 236H193V237H194ZM42 237H43V236H42ZM72 237H73V236H72ZM72 237L69 236V238H72ZM91 237H92V238H95V237H93V236H91ZM102 237H103V236H102ZM149 237H150V236H149ZM149 237H148V240H150V239L152 240V238L150 237V239H149ZM152 237H154V240H155V236L153 235ZM175 237H177V236H175ZM175 237H174V242H175ZM57 238H59V237H57ZM57 238H56V239H57ZM81 238H84V237L81 236ZM85 238H86V237H85ZM106 238L109 239V237L107 236V237H105L104 240H106ZM119 238H120V237H119ZM119 238H117V239H119ZM126 238H127V237H126ZM165 238H166V237H164L163 239H165ZM181 238H180V240H181ZM46 239H47V238L45 237V240H46ZM74 239H75V238H74ZM74 239H73V240H74ZM88 239L90 240V238H88ZM110 239H112V238H110ZM114 239H115V238H114ZM158 239H159V237H158ZM163 239H160V240L162 241ZM185 239H186V240H189V239H187V238H185ZM193 239H194V238H193ZM13 240H14V239H13ZM67 240L69 241V240H71V239H67ZM77 240H78V239H77ZM83 240L86 241L85 239H83ZM89 240H88V241H89ZM97 240H98V239H97ZM121 240H122V238H121ZM121 240H120V244H122L123 241L126 242V240H124V239H123L122 241H121ZM151 240H150V241H151ZM156 240H157V239H156ZM172 240H173V239H171L170 241L172 242ZM176 240H179L178 237H177ZM186 240H184V242H185ZM11 241H12V239H11ZM15 241H17V240H14V242H15ZM22 241H25V240H22ZM22 241H21V243H23ZM32 241H33V240H31V241H29V242H32ZM34 241H35V240H34ZM47 241H48V240H47ZM47 241H46V243H47ZM55 241H56V240H55ZM55 241H54V243H55ZM71 241H72V240H71ZM71 241L68 242V243H72ZM78 241H80V240H78ZM84 241H83V242H84ZM100 241H101V243H102L103 240H100ZM100 241H98V242L96 241V243H94V244L100 243ZM109 241H110V240H109ZM116 241H117V240H116ZM116 241H115V242H116ZM130 241H131V240H130ZM130 241H129V242H130ZM136 241H137V240H136ZM136 241H135V242H136ZM144 241H146V242H144V243H145V244H144L145 246H151V247L154 246V245H153L154 241H153V242H152V241H151V242L149 241L150 245L147 243V242H148L147 239L144 240ZM3 242H4V241H3ZM12 242H13V241H12ZM57 242H59V241H57ZM62 242H64V241H62ZM83 242H82V243H83ZM91 242H92V241H91ZM127 242H128V241H127ZM127 242H126V243H127ZM129 242H128V244H129ZM133 242H134V240H132V245H133ZM155 242H158V241H155ZM178 242H179V241H178ZM181 242L183 243V239L181 240ZM181 242H179V243H181ZM15 243H19V242H15ZM33 243H34V242H33ZM84 243H85V242H84ZM86 243H87V242H86ZM146 243H147L148 245H147ZM159 243H160V242H159ZM50 244H51V243H50ZM63 244H64V243H63ZM65 244H66V241H65ZM65 244H64V246H62V247H65ZM75 244H76V243H75ZM75 244H73V245H75ZM123 244H124V243H123ZM123 244H122V245H123ZM128 244L126 245L127 248H129ZM139 244H140V243H139ZM139 244H138V245H139ZM156 244H157V243H156ZM183 244H184V243H183ZM197 244H198V243H197ZM8 245H9V244H8ZM12 245H13V244H12ZM14 245H15V244H14ZM27 245H29L28 242H27ZM30 245H33V244H30ZM36 245H37V244H36ZM43 245H44V244H43ZM47 245H48V244H47ZM56 245H57V244H56ZM56 245H55V246H56ZM59 245H60V243H59ZM61 245H62V243H61ZM80 245H81V244H80ZM83 245H85V244H83ZM89 245H90V244H89ZM89 245H88V246H89ZM107 245H108V244H107ZM107 245H106V246H107ZM115 245H116V244H115ZM115 245H112L113 248H115V247H116L117 245H119V244H117L116 246H115ZM144 245H143V243H142V245H140V246H144ZM163 245H164V244H163ZM165 245H166V244H165ZM190 245H191V244H190ZM10 246H11V244H10ZM17 246H19V245L17 244ZM23 246H24V245H23ZM55 246H53V248H54ZM76 246H77V245H75L74 247L76 248V250H78ZM100 246H102V245H100ZM100 246H99V247H100ZM114 246H115V247H114ZM135 246H136V245H135ZM169 246H170V245H169ZM1 247H2V246H1ZM3 247H4V244H3ZM3 247H2V248H3ZM7 247H9V246H7ZM19 247H21V245H20ZM33 247H34V246H33ZM39 247H41V246H39ZM66 247H67V246H66ZM79 247H80V246H79ZM85 247H87V246H85ZM110 247H111V246L107 247V249L104 248L105 252H106V250L109 251V250H110ZM121 247H122V246H121ZM124 247H125V246H124ZM130 247H131V246H130ZM155 247H157V246H155ZM162 247H163V246H162ZM167 247H168V246H167ZM177 247H178V245H177ZM194 247H195V246H194ZM9 248H11V247H9ZM9 248H7V251H8V252H9ZM14 248H15V247H14ZM49 248H50V247H49ZM49 248H48V249H49ZM59 248H60V247H59ZM70 248H71V247H70ZM75 248L72 249L71 251L73 252V251L75 250ZM95 248H96V246H95ZM108 248H109V249H108ZM122 248H123V247H122ZM122 248H121V250H122ZM159 248H160V246H159ZM174 248L176 249V247H174ZM179 248H180V247H179ZM191 248H193V247H191ZM191 248H190L189 250L192 251V254L195 253V252H196L195 254H197V251L193 252V249L191 250ZM12 249H13V248H12ZM27 249H29V248H26V250H27ZM38 249H39V248H38ZM38 249H37V250H38ZM57 249H58V248H57ZM60 249H61V248H60ZM63 249H64V248H63ZM66 249H69V247H67ZM66 249H65V250H66ZM80 249H81V248H80ZM83 249H86V248L83 247L81 251H83ZM111 249H112V247H111ZM124 249H126V248H124ZM141 249H142V248H137V250H139L140 252H141V251L143 252L144 247H143L142 250H141ZM146 249H147V248H146ZM151 249H152V248H151ZM171 249H172V248H170V250H171ZM175 249H174V250H175ZM184 249H186V248H183V251H182V252H184ZM195 249H197V248H195ZM42 250H43V248H42ZM55 250H56V249H55ZM89 250H90V249H89ZM89 250H88V251H89ZM117 250H118V249H117ZM121 250H120V251H121ZM135 250H136V247H135ZM158 250H160V249H158ZM174 250H171V251L168 250V251H166V252H163V253H164V254H163L164 257H165V253L167 254L168 252H172V251H174ZM187 250H188V249H187ZM197 250H198V249H197ZM24 251H25V249H24ZM24 251H23V252H24ZM32 251H34V249H33ZM53 251H54V250H53ZM61 251H63V250L61 249ZM66 251H68V250H66ZM94 251H96V250H94ZM101 251H103V250L100 249V252H101ZM108 251H107V252H108ZM111 251H112V250H111ZM111 251H110V252H111ZM122 251H123V250H122ZM122 251H121V252H122ZM124 251H127V249L124 250ZM155 251H157V250H152V252H150V254H151V253H156ZM5 252H6V251H5ZM8 252H6V253H8ZM26 252H27V251H26ZM26 252H25V253H26ZM58 252H59V251H58ZM63 252H64V251H63ZM96 252H98V248H97V251H96ZM114 252H116L115 254L118 253V252L115 251V250H114ZM134 252H136V251H133V252H131V253H134ZM145 252H146V251H145ZM180 252H181V251H180ZM18 253H21V250H20ZM32 253H33V252H32ZM44 253H45V252H44ZM44 253H43V254H44ZM53 253H54V252H53ZM60 253H61V252H60ZM60 253H59V254H60ZM64 253H65V252H64ZM75 253H76V252H75ZM83 253H84V251H83ZM131 253H128V255L131 256ZM143 253H144V252H143ZM161 253H162V249H161ZM176 253H177V255L175 256L174 254H176ZM176 253H175V252L173 253V255H174L173 258H179V256H178L179 251L176 252ZM0 254H1V251H0ZM35 254H37V252H35ZM47 254H49V252H48ZM51 254H52V253H51ZM55 254H57V253H55ZM55 254H54L53 256H55ZM68 254H69V251H68ZM78 254H79V253H78ZM86 254H87V253H86ZM89 254L93 255V253H88V255H89ZM102 254H103V253H102ZM102 254H101V256H102ZM106 254H107V253H106ZM106 254H104V255L106 256ZM110 254H111V253H110ZM115 254L113 253V255H115ZM125 254H126V253H125ZM135 254H136V256H137V255L140 254V253H138V254H137V253H134V255H135ZM147 254H149V253H147ZM147 254H143V255H146L147 258H151V257H149V255H147ZM179 254H180V253H179ZM188 254H189V253H188ZM195 254H193V255H195ZM3 255H4V254H3ZM16 255H17V254H16ZM64 255H65V254H64ZM64 255H63V256H64ZM66 255H67V254H66ZM66 255H65V256H66ZM73 255H75V254H73ZM83 255H84V254L81 253V256H83ZM88 255H87V256H88ZM97 255H98V254H96L95 257H96ZM111 255H112V254H111ZM132 255H133V254H132ZM151 255H152V254H151ZM7 256H8V255H7ZM34 256H35V255H34ZM39 256H40V255H39ZM42 256H43V255H42ZM47 256H49V255H47ZM56 256H57V255H56ZM63 256H62V257H63ZM77 256H79V255H77ZM81 256H80V257H81ZM115 256H116V255H115ZM153 256H154V254H153ZM155 256H157V255H155ZM155 256H154V258H152V259H154V261H155L156 259H157L158 261H159V259L161 260V258H155ZM158 256H159V255H158ZM171 256H172V255H171ZM195 256H196V255H195ZM197 256H198V255H197ZM11 257L13 258V260L11 259ZM14 257H15V255H13L12 252H10V261L15 262V261H17V259L19 260L18 257H15V258H17V259L14 260ZM20 257H21V256H20ZM27 257H28V256H27ZM27 257H26V258H27ZM40 257H41V256H40ZM44 257H45V256H44ZM49 257H50V256H49ZM70 257H71V255H70ZM74 257H75V256H74ZM85 257H86V256H85ZM98 257H99V255H98ZM102 257H104V256H102ZM118 257H119V256H118ZM134 257H135V256H134ZM134 257H133V258H134ZM140 257H142V254L140 255ZM167 257H168V256H167ZM184 257H185V255H183V258L180 256V259H181L180 261H182V260H183L182 262H186V261H188V260H186V257H185V258H184ZM7 258H8V257H7ZM7 258H6V259H7ZM28 258H29V257H28ZM34 258H35V257H34ZM50 258H51V257H50ZM65 258H67V256H66ZM92 258H93V257H92ZM122 258H124V257H122ZM128 258H129V257H128ZM130 258H131V257H130ZM1 259H2V258H1ZM8 259H9V258H8ZM24 259H25V258H24ZM29 259H31V257H30ZM35 259H36V258H35ZM63 259H64V258H63ZM87 259H89V258H87ZM87 259H86V260H87ZM94 259H95V258H94ZM103 259H104V261H105L106 259H107V260L109 259V260H108V262H107V260L104 262V261H100V259H99V261L96 260V263H97V262H100V264H103V263H104V264H106V263H107V264H108V263L110 264V259H111V258H108V257H107V258H102V260H103ZM171 259H172V257L170 258V260H171ZM20 260H21V259H20ZM20 260H19V262H20ZM52 260H53V259H52ZM52 260H51V262L54 261V260H53V261H52ZM65 260H66V259H65ZM77 260H78V258H77ZM84 260H85V259H84ZM86 260L84 261V263L86 262ZM112 260H113L112 262L115 263L116 259L114 258V259H112ZM126 260H127V259H126ZM126 260L124 261V260L121 259V260H119V261H116V263H117V262H122V261H123V262H126ZM170 260H168V261H170ZM173 260H174V259H173ZM178 260H179V259H177V264H179V263H178ZM185 260H186V261H185ZM195 260H196V259H195ZM195 260H194V261H195ZM5 261H6V260H5ZM5 261H4V262H5ZM31 261H32V260H31ZM45 261H46V260H45ZM55 261H57V259H56ZM74 261H75V260H74ZM87 261H88V260H87ZM129 261H130V260H129ZM129 261H128V262H129ZM132 261H133V260H131V262H132ZM161 261H162V260H161ZM180 261H179V262H180ZM189 261H190V258H189ZM2 262H3V260H2ZM19 262H18V264H20ZM26 262H27V261H26ZM29 262H30V261H29ZM33 262H34V261H33ZM35 262H36V261H35ZM39 262H40V261H39ZM60 262H61V264H62L64 261H60ZM67 262H68V261H67ZM69 262L71 263L72 261H69ZM69 262H68V263H69ZM81 262H83V259H82ZM89 262H90V261H89ZM93 262H94V261H93ZM101 262H102V263H101ZM123 262H122V263H123ZM128 262H126V263H128ZM171 262H172V261H171ZM6 263H7V262H6ZM9 263H10V262H9ZM21 263H22V261H21ZM47 263H48V262H47ZM57 263H58V262H57ZM72 263H73V262H72ZM72 263H71V264H72ZM116 263H115V264H116ZM122 263H121V264H122ZM162 263H164V262H162ZM174 263H175V261H174ZM186 263H187V262H186ZM24 264H27V263L24 262ZM35 264H37V263H35ZM40 264H42V262H41ZM43 264H45V263H43ZM48 264H49V263H48ZM81 264H83V263H81ZM86 264H87V263H86ZM89 264H90V263H89ZM91 264H92V262H91ZM94 264H95V263H94ZM98 264H99V263H98ZM118 264H120V263H118ZM123 264H124V263H123ZM139 264H140V263H139ZM171 264H172V263H171ZM175 264H176V263H175ZM191 264H192V263H191Z\"/></svg>",
	"mask_w": 264,
	"mask_h": 264
}]
</instances>
